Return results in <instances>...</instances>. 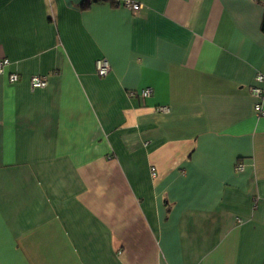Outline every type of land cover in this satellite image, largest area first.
<instances>
[{
	"label": "crops",
	"instance_id": "1",
	"mask_svg": "<svg viewBox=\"0 0 264 264\" xmlns=\"http://www.w3.org/2000/svg\"><path fill=\"white\" fill-rule=\"evenodd\" d=\"M135 1L0 0V264H264V0Z\"/></svg>",
	"mask_w": 264,
	"mask_h": 264
},
{
	"label": "built area",
	"instance_id": "2",
	"mask_svg": "<svg viewBox=\"0 0 264 264\" xmlns=\"http://www.w3.org/2000/svg\"><path fill=\"white\" fill-rule=\"evenodd\" d=\"M124 5L132 8L134 10H138L141 7V4L136 2L135 0H124ZM9 63V59L4 58L0 59V72L4 71L5 66ZM111 70L110 63L105 58H98L96 60V71L97 74L100 76H106ZM19 79V76L17 73H12L10 75V81L16 82ZM256 85H253L250 89L251 95L256 99L255 108L259 115L264 116V86L260 85V83H264V73L258 72L256 77ZM48 82V76L44 74H34L30 78V84L32 88H42L46 86ZM152 89L151 88H145L140 92L141 96L147 97L151 95ZM130 94H135L134 92H131ZM160 111L167 112L169 111L168 106H160ZM239 168H242V164H239ZM155 175V172H153Z\"/></svg>",
	"mask_w": 264,
	"mask_h": 264
},
{
	"label": "trees",
	"instance_id": "3",
	"mask_svg": "<svg viewBox=\"0 0 264 264\" xmlns=\"http://www.w3.org/2000/svg\"><path fill=\"white\" fill-rule=\"evenodd\" d=\"M86 4H90V0H86ZM263 29H264V24H263Z\"/></svg>",
	"mask_w": 264,
	"mask_h": 264
}]
</instances>
